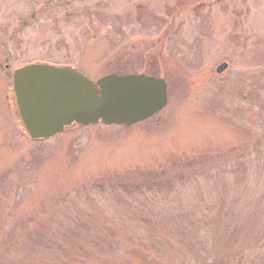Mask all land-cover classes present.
I'll return each mask as SVG.
<instances>
[{
	"label": "rangeland",
	"instance_id": "obj_1",
	"mask_svg": "<svg viewBox=\"0 0 264 264\" xmlns=\"http://www.w3.org/2000/svg\"><path fill=\"white\" fill-rule=\"evenodd\" d=\"M38 62L168 104L32 140L13 73ZM0 264H264V0H0Z\"/></svg>",
	"mask_w": 264,
	"mask_h": 264
},
{
	"label": "water",
	"instance_id": "obj_2",
	"mask_svg": "<svg viewBox=\"0 0 264 264\" xmlns=\"http://www.w3.org/2000/svg\"><path fill=\"white\" fill-rule=\"evenodd\" d=\"M228 64L217 67L221 73ZM21 117L33 138L50 137L66 125L134 124L168 103L167 83L146 74H109L96 82L70 67L31 64L14 72Z\"/></svg>",
	"mask_w": 264,
	"mask_h": 264
}]
</instances>
